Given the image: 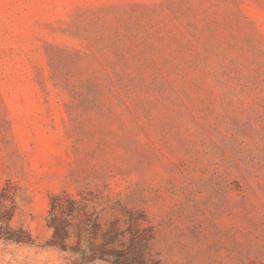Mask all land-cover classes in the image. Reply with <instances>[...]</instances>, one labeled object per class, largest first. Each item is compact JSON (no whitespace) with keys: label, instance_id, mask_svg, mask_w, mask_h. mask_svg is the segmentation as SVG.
Instances as JSON below:
<instances>
[{"label":"rangeland","instance_id":"rangeland-1","mask_svg":"<svg viewBox=\"0 0 264 264\" xmlns=\"http://www.w3.org/2000/svg\"><path fill=\"white\" fill-rule=\"evenodd\" d=\"M7 179L36 245L0 264L79 261L63 192L139 225L142 264H264V0H0Z\"/></svg>","mask_w":264,"mask_h":264},{"label":"trees","instance_id":"trees-1","mask_svg":"<svg viewBox=\"0 0 264 264\" xmlns=\"http://www.w3.org/2000/svg\"><path fill=\"white\" fill-rule=\"evenodd\" d=\"M19 190L12 179L0 185V240L32 247L36 245L32 232L15 224L20 211ZM47 224L53 229L51 245L78 254L76 264H142L140 245L144 238L139 225L135 226L130 244L126 246L125 231L121 230L119 220L112 221L103 231L99 214L89 199L77 200L66 192L51 195Z\"/></svg>","mask_w":264,"mask_h":264}]
</instances>
